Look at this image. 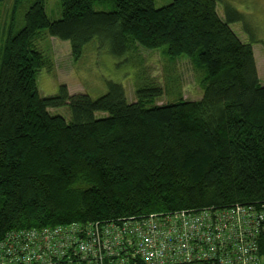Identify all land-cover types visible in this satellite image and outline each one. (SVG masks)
Listing matches in <instances>:
<instances>
[{
  "label": "trees",
  "instance_id": "obj_1",
  "mask_svg": "<svg viewBox=\"0 0 264 264\" xmlns=\"http://www.w3.org/2000/svg\"><path fill=\"white\" fill-rule=\"evenodd\" d=\"M221 1L157 9L154 0H59L61 17L51 20L46 0H14L12 21L27 9L22 28L12 23L8 33L0 11V240L10 231L264 204V85L253 43L231 28L244 16L225 5L222 19ZM48 38L69 42L75 62L94 41L144 72L139 49L169 64L188 60L201 99L157 105L164 89L153 79L133 103L114 82L97 99L66 85L42 98L38 73L55 69ZM64 106L69 121L49 112Z\"/></svg>",
  "mask_w": 264,
  "mask_h": 264
},
{
  "label": "built area",
  "instance_id": "obj_2",
  "mask_svg": "<svg viewBox=\"0 0 264 264\" xmlns=\"http://www.w3.org/2000/svg\"><path fill=\"white\" fill-rule=\"evenodd\" d=\"M0 264H264V204L7 232Z\"/></svg>",
  "mask_w": 264,
  "mask_h": 264
},
{
  "label": "rangeland",
  "instance_id": "obj_3",
  "mask_svg": "<svg viewBox=\"0 0 264 264\" xmlns=\"http://www.w3.org/2000/svg\"><path fill=\"white\" fill-rule=\"evenodd\" d=\"M172 1L154 0L155 8L167 6ZM13 2L14 0H4L0 4L3 15L2 33L7 30L8 33L12 23L14 32L23 26V15L27 8L19 9L15 20L12 21L10 13ZM225 5L244 16L242 21L232 24L231 28L242 41L253 43L257 74L261 84L264 85V0H223L218 5V13L222 19L226 18ZM60 7L59 0H46V12L51 20L61 17ZM230 14L233 15L234 12ZM7 33L1 35L2 43ZM45 46L53 56L55 69L53 72L42 69L38 73L37 88L42 98L57 95L60 86L66 85L71 95L83 93L88 94L92 99H97L106 94L109 83L114 82L123 85L128 103H133L137 100L136 88L148 85L152 79L164 89V96L156 101L157 105L174 102L180 96L191 101L199 100L202 96L198 85L199 75L185 59L169 64L159 53L139 49L138 58L146 68L144 72L142 66L132 63L127 58L114 57L108 47L100 46L98 41L88 44L77 62L72 58L69 42L48 38ZM166 67L170 68L169 71L165 69ZM171 88L173 90L168 92L167 89ZM49 112L52 115L62 116L67 121L71 119L69 106L49 109ZM96 115L103 117L106 114Z\"/></svg>",
  "mask_w": 264,
  "mask_h": 264
}]
</instances>
